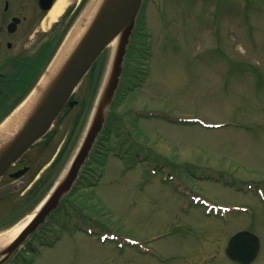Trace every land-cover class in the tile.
Instances as JSON below:
<instances>
[{"label":"rangeland","instance_id":"rangeland-1","mask_svg":"<svg viewBox=\"0 0 264 264\" xmlns=\"http://www.w3.org/2000/svg\"><path fill=\"white\" fill-rule=\"evenodd\" d=\"M131 39L150 46L148 74L128 93L126 81L138 80L121 78L101 178L64 198L78 211L63 213L61 202L8 264H233L225 247L243 231L260 243L251 264H264V0H143ZM112 53L25 154L29 172L2 189L0 232L36 210L76 153L88 120L74 126L76 115L104 84ZM34 176L44 190L26 203L20 195Z\"/></svg>","mask_w":264,"mask_h":264},{"label":"water","instance_id":"water-1","mask_svg":"<svg viewBox=\"0 0 264 264\" xmlns=\"http://www.w3.org/2000/svg\"><path fill=\"white\" fill-rule=\"evenodd\" d=\"M143 0H104L95 20L74 48L53 81L37 96L38 102L21 123L16 134L0 147V178L9 168L39 141L50 129L54 120L68 103L73 90L87 74L101 53L112 40L118 37V44L109 63L105 86L99 92L84 132L82 142L72 157L65 175L55 184L48 197L30 222L8 244L0 249V264L23 244L26 238L44 222L60 199L69 192L78 173L86 161L92 146L102 129L107 106L117 87L121 64L130 33ZM37 98V99H38ZM75 102H69L72 106ZM27 169L11 174L21 176ZM259 249L258 238L249 232L233 235L225 249V255L238 264H249Z\"/></svg>","mask_w":264,"mask_h":264},{"label":"flooded vegetation","instance_id":"flooded-vegetation-1","mask_svg":"<svg viewBox=\"0 0 264 264\" xmlns=\"http://www.w3.org/2000/svg\"><path fill=\"white\" fill-rule=\"evenodd\" d=\"M57 1L0 0V123L9 111L15 108L16 104L24 97L27 89H30L39 77L42 60L41 51L45 50L48 53L53 49L56 40L53 38L64 29L83 2V0H67L68 4L60 17L55 22L50 23L48 15ZM44 25H47V30L44 29ZM46 31L50 35L53 33L51 38L48 43L42 45L41 51L39 49L35 52L36 43ZM52 40L53 42L49 43ZM69 150L70 147L65 145L60 156L58 155L57 159H60L54 166L55 169ZM24 156L12 165L0 179V193L5 186L18 179L11 178V174L24 168H28L25 173L29 172L30 167L25 162ZM39 179L40 176H34L20 197H25L24 200L26 201V198L32 197L33 194L35 197L38 196L44 190V186L41 187L42 182L37 183ZM35 183H37L36 186L32 188ZM29 201L27 199L26 203Z\"/></svg>","mask_w":264,"mask_h":264},{"label":"bare ground","instance_id":"bare-ground-1","mask_svg":"<svg viewBox=\"0 0 264 264\" xmlns=\"http://www.w3.org/2000/svg\"><path fill=\"white\" fill-rule=\"evenodd\" d=\"M103 2L104 0H88L80 16L72 26L67 37L57 51L55 57L42 75L38 83V88L31 93V95L24 101V103H22L2 125H0V147L8 142L16 134V132L20 128L21 123L38 102L39 98L37 96L41 94L43 88H46L48 84H50L55 76L59 73L61 67L67 61L68 57L77 46L81 38L87 32L93 20H95L97 12L99 11ZM66 5L67 0H58L56 2L48 15L50 23L55 22L59 18ZM117 44L118 37L111 41L109 47H111V49L115 52ZM68 166L69 164L63 171L60 178L65 175L67 169L69 168ZM43 202H41L37 206L36 210L25 217L21 222L7 230L0 232V249L10 244V242L21 232V230L30 222L34 214L39 210Z\"/></svg>","mask_w":264,"mask_h":264},{"label":"trees","instance_id":"trees-1","mask_svg":"<svg viewBox=\"0 0 264 264\" xmlns=\"http://www.w3.org/2000/svg\"><path fill=\"white\" fill-rule=\"evenodd\" d=\"M85 1L86 0H84V3H85ZM77 13H78V11L75 14H73L71 19L65 25L64 29L61 32H59V34H57L55 47L61 41V39L65 35L66 31L69 29L70 25L72 24V21L74 20V18L77 15ZM149 50H150V46L146 41L142 42L140 44V46L138 44L136 47L134 45L130 47L128 54H127V59H126V68H125L126 75H131L133 72V74L130 76V78L132 76H134V78H136L138 81L137 82H135V81L129 82L127 80L126 86L124 87L126 90L125 93H128L129 91H133L137 87H139L141 85V82L147 76L146 64H147V62H148L147 60L149 59V56H150ZM53 51H54V48L52 50H50L48 53H46L45 50L41 51V56H42L41 71L44 69V67L48 63ZM135 59H139V60H135ZM137 61H139V62H137ZM93 69L95 70V67L91 68L90 72L93 73L94 72ZM99 72H100V70L98 71V75H96V78L91 80L93 85H94V83H96V85H97V82L99 83V79H100ZM92 73H90V74H92ZM121 88H122L121 86L118 88V90L115 94L116 96L111 103V114H110L111 120L108 121L107 125L105 126L103 134H101L99 136L96 144L94 145L92 152L90 153L88 160L84 164V168L80 174L78 181L76 182V185L71 190V192L68 194V196L73 195L74 192H76V190L79 189V185H81V188H84L87 185L88 186L96 185L99 178H101V176H102V170L106 164V159H107V155H108V151H109V149L106 146L109 144V139H110L109 134H110V130H111V121L114 118V116H116L115 109L119 105V102H117V101H118V97L120 96V89ZM28 91H29V89H27L26 93H28ZM121 94L124 97V94L122 92H121ZM87 106L85 104V109H84V106L80 109V111L78 112L76 119H75L77 124L75 123L74 125L77 126L82 122L83 118L86 115L85 114L86 108L89 107V106L88 107ZM77 120H79V121L77 122ZM57 162H58V160L56 162H54L53 167L56 165ZM89 169H91V170H89ZM67 200L68 199H65L62 201V204H63L62 208H64L65 206H68V204L71 203L70 200H68V202H67ZM44 226H46V224Z\"/></svg>","mask_w":264,"mask_h":264}]
</instances>
